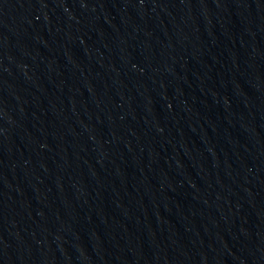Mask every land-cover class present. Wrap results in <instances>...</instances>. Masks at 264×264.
I'll return each mask as SVG.
<instances>
[{"label":"water","instance_id":"1","mask_svg":"<svg viewBox=\"0 0 264 264\" xmlns=\"http://www.w3.org/2000/svg\"><path fill=\"white\" fill-rule=\"evenodd\" d=\"M0 264H264V0H121Z\"/></svg>","mask_w":264,"mask_h":264}]
</instances>
